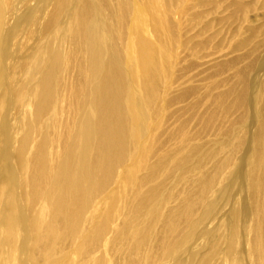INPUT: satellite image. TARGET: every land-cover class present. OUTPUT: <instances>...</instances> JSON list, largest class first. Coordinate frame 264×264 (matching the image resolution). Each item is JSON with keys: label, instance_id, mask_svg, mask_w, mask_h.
<instances>
[{"label": "rangeland", "instance_id": "1", "mask_svg": "<svg viewBox=\"0 0 264 264\" xmlns=\"http://www.w3.org/2000/svg\"><path fill=\"white\" fill-rule=\"evenodd\" d=\"M56 1L13 0L12 5L5 4L6 13L14 18L4 21L0 34L4 41L0 48V264H264V0L137 3L152 4L151 21L145 15L140 25L151 45L168 52L167 61L174 63L173 69L160 82L154 105L144 113L143 118L149 115L143 125L145 133L126 146L124 164L109 176L96 177L103 182V189L93 195L84 213L85 223L74 240L53 246L51 255L35 248L32 240L53 232L56 221L62 223L56 226L55 237H60V229L65 231L66 218L52 221L54 216L47 213L49 205L42 198L40 205H31V191L25 184L29 176H24L29 174L28 165L45 134L51 128L61 134L74 119L66 112L70 104H65L70 103L67 90L74 84L73 67L79 59L70 57L71 41L65 38L70 29L72 34L76 31V22L61 32H57L59 26L50 33L42 29L49 21L42 19ZM236 5L244 8L236 10ZM36 16L38 26L32 23ZM54 53L65 58L60 72L64 79L58 73L62 81L50 111L54 115L49 113L51 117L47 115L37 124L33 110L41 94L35 90L41 88L43 78L39 68L49 65L48 55ZM24 67H32V71ZM126 83L131 85L128 73ZM17 88L26 91L19 93ZM63 117H68V124ZM23 139L29 143L20 156L16 151ZM50 152L47 160L52 166L56 153ZM8 185L15 190L11 201L17 205V211L13 209L17 245L8 242L9 247ZM30 225L34 232L27 231ZM87 233L98 236L92 254L81 241ZM68 236L69 232L64 240Z\"/></svg>", "mask_w": 264, "mask_h": 264}, {"label": "bare ground", "instance_id": "2", "mask_svg": "<svg viewBox=\"0 0 264 264\" xmlns=\"http://www.w3.org/2000/svg\"><path fill=\"white\" fill-rule=\"evenodd\" d=\"M141 1L142 0H57L53 5L51 13L44 15L42 19L46 21L49 20L42 28L44 32L46 30L49 33L51 31L53 32V28H56L57 26H59L57 32L66 28L68 30L71 27L72 21L74 20L76 22L77 27H73L74 29L77 28L76 31L72 34V29H70L65 39L71 41V49L69 48L71 50V53H69L70 57L72 59H79V62L75 64V67H73L76 70V72H74V84L67 90L70 103L67 102V105L65 104L67 99L64 102L66 107L70 104L69 110L66 109L67 111H65L70 112L74 116L72 117L74 118L73 123L67 126L65 125L61 134L56 133L57 131L54 132L55 130L51 128V130L48 131L42 138V141H40L41 143L38 142L39 145L36 146V152L33 155L31 162L27 157L28 161L31 163V165H28L29 162L27 161L28 167L30 166V175L27 173L24 174V176H29V180L26 181L25 184L27 183L26 187L31 191L29 196L30 200H32L31 205L35 207L38 200L42 198L41 201L49 205V212L47 213L50 216H54L50 218L52 221L54 218L58 220L59 218H62V216L63 218H66L64 220V233L63 228L59 230L61 233L60 237H55V228L57 225L61 224L62 221H56L54 223L53 232L45 236H38L36 239L32 240L36 245L35 248L39 247L41 250L43 249L44 255H51L54 252L53 246L57 244L58 246H61V244H66V241H73L75 236L81 230L82 225L85 223L83 220L84 213L92 202L93 195L96 194L97 190L103 189V182H98L96 177L100 174L109 176L116 168L119 167L120 163L124 164V161L128 156L125 150L126 146L136 142L139 136L142 137V134L145 133L143 132V125L147 122L149 115L143 118L144 113H146L148 108L150 109L153 102L156 100V92L159 90L160 82L163 81L167 73L170 74L173 69L174 63H169L167 61L169 58V54H167L168 52L161 46L155 47L151 45L145 38L144 29L141 27L140 21L145 15L149 16L151 21L150 11L152 9V4L149 3L150 1L147 3L146 1L148 0H146L139 6L137 3ZM5 4L12 5L13 0H0V34L4 28V21H8L9 16L13 17L14 15H8L6 13ZM235 8L236 10H241L244 7L236 5ZM37 21H40V19H38L37 16L33 17L32 23L34 26L37 24ZM8 32L6 33L9 35L10 31ZM69 36H71V40L68 39ZM61 37L64 38L65 34ZM128 37L130 40L126 42L129 39ZM155 37L159 39L158 31H156ZM60 38L59 40H61ZM47 39L48 38H46V40ZM60 43L62 44V42ZM3 46L4 41L0 39V48ZM50 51L54 50L50 49ZM49 56L51 59H49L50 63L47 60L49 65L47 64V66L44 65L45 67L39 68V72H42L43 74L41 88L38 89L36 85L37 89H35L36 93L37 90H41L39 100L37 99L38 103L36 102L37 104L33 110V117L37 124L43 123V121H45V117L47 115L49 116V113H51V108H53L52 104H54L53 102L57 95L56 90H60V88H57L58 83H60V80L62 81V78L64 79L60 72L64 66L65 58L63 59V56L58 53L49 54L48 57ZM37 65L38 63L34 66L38 68L39 65ZM17 67H14L15 70ZM18 68L17 71H19ZM64 68L66 69V67ZM23 69L29 70L25 67ZM62 71H64V69ZM35 72L37 73L38 71L35 70ZM24 73H26V71H24ZM58 73H60L62 77H60V80H58ZM127 73L130 76L131 85L126 83ZM12 76L14 77L13 74ZM28 76H30V74ZM39 76L41 77V75ZM11 78L12 77H10V79ZM30 78L33 79L32 77ZM27 80L29 81V79ZM33 80V83H35V79ZM28 84H26L27 87H29ZM34 85L35 84H33V86ZM18 90L20 93V90L23 91L25 89L19 88ZM25 91H23V93ZM244 91L245 88L240 96L239 104H242ZM31 93H29V95ZM38 96L39 95H37V98ZM34 97L36 98V96H33V98ZM30 99H32V97ZM34 100H32V102ZM23 107L24 106H22V109H26V106L24 108ZM58 107H60V105ZM55 111L52 112L56 113ZM61 112L58 111V114ZM67 119L64 118L66 121ZM70 119L71 118H69V120ZM61 120L63 119H60V123ZM69 122L71 123V120ZM66 123L68 124V121ZM61 126L63 125H60V127ZM26 140H22L19 144L21 145L20 148L16 151L20 156L27 152L29 140ZM50 149L52 152H50ZM54 151L56 153V160L55 163L52 160L55 165L51 166L47 160V152H50L52 153L51 155H53ZM19 159H21V157ZM24 162L26 163V161ZM27 165H25V167ZM22 168L23 167H21V170ZM27 170L28 168L26 171ZM108 179H110V177H108ZM24 180L25 179L23 178V181ZM21 183H23L22 180ZM21 183H19L20 187L21 185H24V183ZM10 186L12 185H8L9 189H5L7 191L6 195L9 196V198H5V203H8V210L10 211V217L8 216L10 218L8 221L10 229L7 233L6 245H8V242L12 244L15 243L14 233L16 232L14 231L16 216L13 209H15L17 205L14 204L16 202L11 201L13 195L15 194V190H13ZM1 192L2 191H0V193ZM4 193L5 192L3 191L2 194L4 195ZM14 205L16 206L14 207ZM31 208L32 207L30 206V209ZM15 210L17 211V209ZM17 214L18 212L16 215ZM24 217L25 219L27 218L25 215ZM28 227V232H34L32 225ZM23 230H25V228ZM68 232L69 236L64 240V236ZM30 233L28 235H30ZM20 234H16L17 238L21 237L22 234ZM26 236L27 235H25V237ZM92 236H94L93 244H95V246L92 245ZM20 239L22 240L23 237ZM28 241L30 242L31 240ZM81 241H83V245H86L87 248H91V254L95 253V248L98 246V236L87 233ZM23 246L25 247V245ZM37 255H39V253H37Z\"/></svg>", "mask_w": 264, "mask_h": 264}]
</instances>
